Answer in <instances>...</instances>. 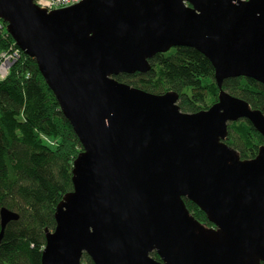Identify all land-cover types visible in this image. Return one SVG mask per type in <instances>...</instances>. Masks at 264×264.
Listing matches in <instances>:
<instances>
[{
	"label": "water",
	"instance_id": "obj_1",
	"mask_svg": "<svg viewBox=\"0 0 264 264\" xmlns=\"http://www.w3.org/2000/svg\"><path fill=\"white\" fill-rule=\"evenodd\" d=\"M0 19L83 149L42 264H82L84 254L94 264L264 263V147L242 160L225 143L242 120L264 136V114L223 89L235 78L264 85V0H84L51 12L0 0ZM182 47L214 67L219 98L207 110L185 113L176 93L116 79ZM17 220L0 210V242Z\"/></svg>",
	"mask_w": 264,
	"mask_h": 264
},
{
	"label": "trees",
	"instance_id": "obj_2",
	"mask_svg": "<svg viewBox=\"0 0 264 264\" xmlns=\"http://www.w3.org/2000/svg\"><path fill=\"white\" fill-rule=\"evenodd\" d=\"M3 48L0 44V51ZM149 62V73L116 79L153 94L176 93L185 113H198L218 102L214 67L198 51L172 49ZM223 89L264 114L263 84L235 78L226 80ZM225 143L242 160H250L264 147V136L242 120L229 125ZM82 151L36 61L22 53L8 76L0 79V210L6 208L18 215L4 231L0 264H42L46 230L55 229L56 209L73 191L74 161ZM184 201L199 223L213 227L194 203ZM151 256L160 261L156 253ZM82 264L94 263L84 254Z\"/></svg>",
	"mask_w": 264,
	"mask_h": 264
},
{
	"label": "built area",
	"instance_id": "obj_3",
	"mask_svg": "<svg viewBox=\"0 0 264 264\" xmlns=\"http://www.w3.org/2000/svg\"><path fill=\"white\" fill-rule=\"evenodd\" d=\"M84 0H34L35 4L47 12L61 10L75 6ZM247 2L249 0H239ZM12 38L7 30V24L0 19V44H4V48L0 51V79H5L11 68L20 60L22 51L15 42H11Z\"/></svg>",
	"mask_w": 264,
	"mask_h": 264
}]
</instances>
